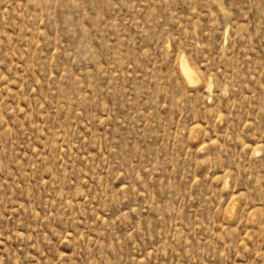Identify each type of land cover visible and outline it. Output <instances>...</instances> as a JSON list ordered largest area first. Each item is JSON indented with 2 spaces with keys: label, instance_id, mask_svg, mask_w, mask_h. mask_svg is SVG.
<instances>
[{
  "label": "rangeland",
  "instance_id": "obj_1",
  "mask_svg": "<svg viewBox=\"0 0 264 264\" xmlns=\"http://www.w3.org/2000/svg\"><path fill=\"white\" fill-rule=\"evenodd\" d=\"M0 264H264V0H0Z\"/></svg>",
  "mask_w": 264,
  "mask_h": 264
},
{
  "label": "bare ground",
  "instance_id": "obj_2",
  "mask_svg": "<svg viewBox=\"0 0 264 264\" xmlns=\"http://www.w3.org/2000/svg\"><path fill=\"white\" fill-rule=\"evenodd\" d=\"M181 67L185 76L191 81L193 79V72L191 71V69L185 62L182 63Z\"/></svg>",
  "mask_w": 264,
  "mask_h": 264
}]
</instances>
